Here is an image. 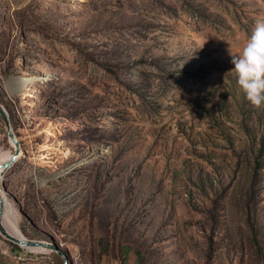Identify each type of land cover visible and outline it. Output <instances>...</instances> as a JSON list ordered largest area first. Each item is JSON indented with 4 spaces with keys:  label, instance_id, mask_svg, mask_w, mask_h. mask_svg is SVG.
I'll use <instances>...</instances> for the list:
<instances>
[{
    "label": "rangeland",
    "instance_id": "rangeland-1",
    "mask_svg": "<svg viewBox=\"0 0 264 264\" xmlns=\"http://www.w3.org/2000/svg\"><path fill=\"white\" fill-rule=\"evenodd\" d=\"M0 101L15 264H264V0H0Z\"/></svg>",
    "mask_w": 264,
    "mask_h": 264
},
{
    "label": "bare ground",
    "instance_id": "bare-ground-1",
    "mask_svg": "<svg viewBox=\"0 0 264 264\" xmlns=\"http://www.w3.org/2000/svg\"><path fill=\"white\" fill-rule=\"evenodd\" d=\"M39 77L37 74L35 73H29V77H25V76H15L12 77L10 79V85L11 87L16 90V91H20L22 90L24 87L27 86V84L29 82H31L32 84H36L37 81H39ZM34 91H37V89H35ZM39 130V132L37 133L38 136H41L43 139H47L49 137L53 136H57V134L59 132H62L61 128L58 127L59 132H57V130L53 129V127L51 126H45L42 128L37 129ZM62 141V140H61ZM59 141V143L57 142H53L50 145H47L44 142H39L38 143V149L44 151L45 153H40L38 154L39 156V165L45 167L47 165H49L51 162H49V160L47 159V155L53 154L54 158L56 159V161H53V163H57V161H62L63 160V153H66V156L69 157L68 151H64L65 146L62 147L64 144ZM68 149V148H67ZM64 151V152H63ZM24 148L20 143V150H19V155L23 154ZM12 155V152L10 154L7 155H3L0 156V163L6 161L7 159L10 158V156ZM18 155V157H19ZM65 157V156H64ZM2 177H0V187L2 188L1 191L3 192L4 195V212H3V223L5 225V227L13 234L19 236V237H23V238H28L24 235V233L22 232V230L14 223L11 213L9 211L8 205L5 201V197L7 195H9V191L6 192L5 189L2 187ZM30 248H37V249H44V250H49V248L40 246V247H30Z\"/></svg>",
    "mask_w": 264,
    "mask_h": 264
},
{
    "label": "water",
    "instance_id": "water-1",
    "mask_svg": "<svg viewBox=\"0 0 264 264\" xmlns=\"http://www.w3.org/2000/svg\"><path fill=\"white\" fill-rule=\"evenodd\" d=\"M0 115L5 121L7 133L13 143L14 146V152H12V155L10 156L9 159L6 161L0 163V177H2V187L5 189L6 192H8V188L6 187L4 183V175L7 172V170L17 161L18 155H19V150H20V141L16 135V133L13 130V126L11 124V119H10V113L6 106L0 101ZM0 187V234H2L4 237L9 239L10 241L18 244L19 246L23 247H46L49 249H55L59 253L63 254L62 251H60L59 247H57L53 242L47 241V240H42V239H32V238H23L19 237L13 233H11L4 225L3 223V212H4V195L3 192L1 191ZM64 264H71L68 260V258L65 257V262Z\"/></svg>",
    "mask_w": 264,
    "mask_h": 264
},
{
    "label": "crops",
    "instance_id": "crops-1",
    "mask_svg": "<svg viewBox=\"0 0 264 264\" xmlns=\"http://www.w3.org/2000/svg\"><path fill=\"white\" fill-rule=\"evenodd\" d=\"M17 255H12L10 252L0 248V264H15Z\"/></svg>",
    "mask_w": 264,
    "mask_h": 264
}]
</instances>
